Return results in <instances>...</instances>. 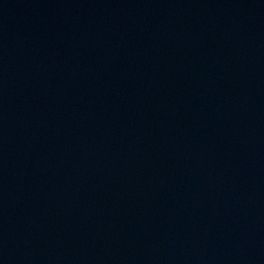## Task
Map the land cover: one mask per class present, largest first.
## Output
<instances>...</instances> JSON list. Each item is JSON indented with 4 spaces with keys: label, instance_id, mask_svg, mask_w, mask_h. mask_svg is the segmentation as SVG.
Returning a JSON list of instances; mask_svg holds the SVG:
<instances>
[{
    "label": "water",
    "instance_id": "95a60500",
    "mask_svg": "<svg viewBox=\"0 0 264 264\" xmlns=\"http://www.w3.org/2000/svg\"><path fill=\"white\" fill-rule=\"evenodd\" d=\"M0 264H264V0H0Z\"/></svg>",
    "mask_w": 264,
    "mask_h": 264
}]
</instances>
